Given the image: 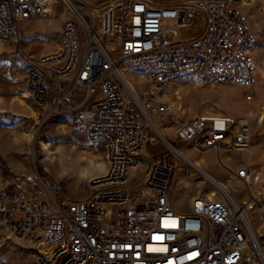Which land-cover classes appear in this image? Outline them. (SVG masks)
<instances>
[{"label": "built area", "instance_id": "2783aa9c", "mask_svg": "<svg viewBox=\"0 0 264 264\" xmlns=\"http://www.w3.org/2000/svg\"><path fill=\"white\" fill-rule=\"evenodd\" d=\"M251 1L111 0L97 26L81 24L78 13L66 20L54 52L28 57L25 84L49 112L65 111L89 139L103 142L107 167L92 178L91 196L62 203L37 170L2 185L0 242L32 243L37 264H264L248 221L254 206L264 209L262 195H197L182 211L172 198L175 159L161 152L144 166L141 160L147 145L162 140L155 123L168 110L176 78L251 87L257 38L243 10ZM46 2L0 0V40L17 39L20 23L41 18ZM199 17V32L180 34ZM129 75L140 79L130 86ZM175 121V140L201 153L240 151L250 142L246 116L217 111ZM234 174L249 183L246 167Z\"/></svg>", "mask_w": 264, "mask_h": 264}, {"label": "rangeland", "instance_id": "374dc122", "mask_svg": "<svg viewBox=\"0 0 264 264\" xmlns=\"http://www.w3.org/2000/svg\"><path fill=\"white\" fill-rule=\"evenodd\" d=\"M110 1L76 0L88 23L96 26L100 10ZM148 1L157 5H175L195 0ZM243 10L257 38V71L251 87L234 83L213 86L198 75L180 76L173 81L166 95L169 101L166 114L161 121L156 122L163 129L165 137L176 146L184 148L190 158L195 159L202 154L204 166L227 183L230 194L238 201L249 200L257 194L263 196L264 189V119L259 123L256 116L264 104V0H252ZM88 11L94 12V15ZM70 18L72 16L60 0H51L50 11L45 19L23 20L20 23V36L17 39L2 40L4 45L0 49V136L6 138V143L0 146V188L37 170L44 179L51 181L53 196L60 203L93 194L92 178L103 173L107 167L104 144L101 140L89 139L85 126L72 121L65 111L49 112L31 94L25 98L29 106L21 104L17 97L24 90L29 91L25 84L28 57L54 52L59 45L62 26ZM78 29L82 32L80 24ZM175 36L171 31L166 33L168 40ZM128 78L134 84L135 80L140 79L136 75H129ZM197 82L201 85L195 86ZM137 87L141 85L137 84ZM248 94L251 95L250 99L246 98ZM203 106L210 107L211 111H204ZM33 111L38 114L39 122ZM213 111L246 116L249 119L251 138L245 149L201 153L191 143L175 140V119L186 120L196 114ZM42 140L47 142L48 152L41 146ZM171 149L161 141L156 145H147L141 154L142 164L146 165L161 152H167L175 159L176 175H182V179L178 185L173 183V203L179 210L187 211L190 198L203 195L210 187V182L202 174L190 175L191 166ZM45 162L49 165V171L43 170ZM180 165L182 170L178 171ZM240 166L249 170L250 181L247 185L234 174ZM101 167L104 168L102 172ZM261 214L264 216L258 206H254L250 212L254 226L259 229L257 238L264 251ZM38 251L30 242L17 238L6 239L0 242V264H37Z\"/></svg>", "mask_w": 264, "mask_h": 264}, {"label": "bare ground", "instance_id": "6f19581e", "mask_svg": "<svg viewBox=\"0 0 264 264\" xmlns=\"http://www.w3.org/2000/svg\"><path fill=\"white\" fill-rule=\"evenodd\" d=\"M60 2L64 5V7L66 8L68 14H70V16L76 15V13H78L79 18L81 19L80 22L81 24L83 23H88V21L86 20L85 16L83 15L82 7H80L81 5L76 2V0H60ZM50 4H51V0H47L46 5L44 7V14L41 16V18L45 19L48 16V13L50 11ZM90 15H94V12L92 11H88ZM89 24V23H88ZM202 28V19L199 17L198 19H196V23L191 26V27H184V28H180L179 32L181 35H190V34H194L199 32V30ZM4 43L2 40H0V49H2ZM127 81L129 83L130 86H132V82L130 81L129 78H127ZM201 83L197 82L195 84V86H200ZM30 95L29 91L24 90L22 92V95H20L18 98V100L20 101L21 104L29 106L27 104V101L25 100L26 97H28ZM202 109L204 111H211V108L208 106H203ZM213 112H217V111H213ZM34 116L36 117V120L39 122V117L38 114L33 111ZM257 118H258V122L261 123L264 119V104L260 107L259 111L257 112ZM157 124V123H155ZM158 135L159 137L162 139L161 142L165 141V133L163 131L162 128L158 127ZM168 141V140H167ZM165 141V143L170 146L173 150V152L175 154L178 155V157L182 158L183 160H185L190 166H191V172L189 173L190 175H195L196 173L198 174H202V176L207 179L210 182V187L207 189V191L203 194L206 195L209 198H214V197H218L220 195H224L228 198H232L233 196L230 194L229 191V186L227 185V183L219 178H217L212 172H210L205 166H204V157L202 154H200L197 158L192 159L190 158L185 152H184V148L176 146L175 144H173L170 141ZM6 143V138L0 136V146L3 143ZM41 146L44 148L45 151H47V142L46 141H41L40 142ZM50 151V150H49ZM34 152V149H33ZM32 152V153H33ZM48 152V151H47ZM48 155V154H47ZM43 170L44 171H49V165L45 162L43 164ZM101 172L104 170L103 167L100 168ZM182 167L181 165L178 166V171H181ZM256 178H258V175L256 176ZM182 179V175L177 174L175 179H174V184L178 185L180 183ZM175 186V185H174ZM179 187V186H178ZM261 192V191H260ZM219 194V195H218ZM262 194L264 196V189L262 190ZM218 195V196H217ZM261 195V194H260ZM192 198H190V202L192 201ZM249 208H252V203L248 204ZM262 212H264V209L262 210ZM250 226H252V230L253 232L255 231L256 236H258V231L259 229L257 227L254 226L251 217L249 216L248 219ZM257 246H259V248L262 249L261 245L257 244ZM47 248H50L47 246ZM263 250V249H262Z\"/></svg>", "mask_w": 264, "mask_h": 264}]
</instances>
